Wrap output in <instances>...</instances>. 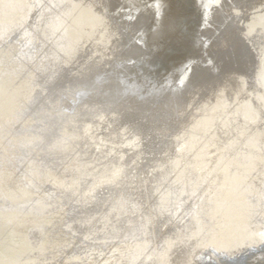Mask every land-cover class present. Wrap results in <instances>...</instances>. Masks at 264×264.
Returning a JSON list of instances; mask_svg holds the SVG:
<instances>
[{"label": "water", "instance_id": "water-1", "mask_svg": "<svg viewBox=\"0 0 264 264\" xmlns=\"http://www.w3.org/2000/svg\"><path fill=\"white\" fill-rule=\"evenodd\" d=\"M263 241L264 0H0V264Z\"/></svg>", "mask_w": 264, "mask_h": 264}, {"label": "bare ground", "instance_id": "bare-ground-1", "mask_svg": "<svg viewBox=\"0 0 264 264\" xmlns=\"http://www.w3.org/2000/svg\"><path fill=\"white\" fill-rule=\"evenodd\" d=\"M262 244L264 245V241L262 243L256 245V246H254V247H251V248H249L247 250H244V251H248V252H250L252 254V257H251L252 261L251 262L264 261V249H263L264 246H262ZM244 251H242V252H244ZM257 251H259V252L254 254V252H257ZM242 252L237 253V254H235L233 256H230L228 258H225V259H223L221 261H218V262H216L214 264H242V263H244L243 262L244 259L241 256Z\"/></svg>", "mask_w": 264, "mask_h": 264}, {"label": "rangeland", "instance_id": "rangeland-1", "mask_svg": "<svg viewBox=\"0 0 264 264\" xmlns=\"http://www.w3.org/2000/svg\"><path fill=\"white\" fill-rule=\"evenodd\" d=\"M262 246H264L263 244H262ZM263 249H264V247H263ZM259 251H257V252H254V254H256V253H258ZM241 256L243 257V259H244V263H242V264H264V261H254V262H251L252 261V259H251V257H252V254L250 253V252H248V251H244V252H242L241 253ZM251 260H250V259ZM257 262V263H256Z\"/></svg>", "mask_w": 264, "mask_h": 264}]
</instances>
